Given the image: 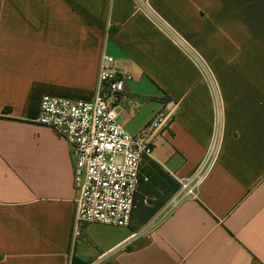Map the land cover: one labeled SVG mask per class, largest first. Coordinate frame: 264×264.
Returning a JSON list of instances; mask_svg holds the SVG:
<instances>
[{
    "label": "crops",
    "instance_id": "crops-1",
    "mask_svg": "<svg viewBox=\"0 0 264 264\" xmlns=\"http://www.w3.org/2000/svg\"><path fill=\"white\" fill-rule=\"evenodd\" d=\"M104 54L131 76L116 107L129 133L178 104L136 206L163 197L155 167L180 184L203 159L214 88L223 143L196 198L73 240L70 145L35 120L45 93L91 99ZM0 264H264V0H0Z\"/></svg>",
    "mask_w": 264,
    "mask_h": 264
},
{
    "label": "built area",
    "instance_id": "built-area-1",
    "mask_svg": "<svg viewBox=\"0 0 264 264\" xmlns=\"http://www.w3.org/2000/svg\"><path fill=\"white\" fill-rule=\"evenodd\" d=\"M164 30L188 52V43L179 39L163 22ZM111 55L101 57L98 81L91 99H71L45 94L35 122L54 130L70 145L73 159V186L76 193L72 239L81 236L90 223L127 228L135 208L140 166L152 155L155 141L175 120L178 104L166 105L143 130L129 133L118 121L117 103L131 76L114 68ZM215 123L211 142L195 170L180 181L168 201L170 209L196 198L198 190L219 160L224 113L214 88ZM146 180V178H145Z\"/></svg>",
    "mask_w": 264,
    "mask_h": 264
},
{
    "label": "trees",
    "instance_id": "trees-1",
    "mask_svg": "<svg viewBox=\"0 0 264 264\" xmlns=\"http://www.w3.org/2000/svg\"><path fill=\"white\" fill-rule=\"evenodd\" d=\"M39 93L38 88H34L31 94L30 98V108L33 105V102L35 101L36 95ZM151 180L155 183L161 186V190L163 193V197L161 200H158L154 203L151 210H149V215H153L160 207H162L165 202L168 200V198L174 194L178 188L179 184H177L165 171H163L160 167H155V173L151 176ZM160 194V193H159ZM135 213V210H133V214Z\"/></svg>",
    "mask_w": 264,
    "mask_h": 264
},
{
    "label": "rangeland",
    "instance_id": "rangeland-1",
    "mask_svg": "<svg viewBox=\"0 0 264 264\" xmlns=\"http://www.w3.org/2000/svg\"><path fill=\"white\" fill-rule=\"evenodd\" d=\"M45 94H47V93H45ZM38 98H36V100H39L40 101V98H41V95H38L37 96ZM162 199V197L160 196L159 197V200H161ZM137 204H135V206H136ZM149 208H147V209H143V208H139V206H136L135 208H134V210H135V214H136V221L138 220V217L141 215V216H143V215H147L148 214V212H149V210H148ZM137 224V226H138V222L136 223Z\"/></svg>",
    "mask_w": 264,
    "mask_h": 264
}]
</instances>
